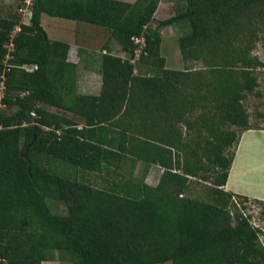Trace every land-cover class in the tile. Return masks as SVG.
Masks as SVG:
<instances>
[{
	"label": "trees",
	"instance_id": "obj_1",
	"mask_svg": "<svg viewBox=\"0 0 264 264\" xmlns=\"http://www.w3.org/2000/svg\"><path fill=\"white\" fill-rule=\"evenodd\" d=\"M160 2L33 0L28 23L0 16V264H264L244 212L264 201L224 188L241 133L256 128L244 99L260 85L264 0H186L152 26ZM44 13L105 27L121 45L125 56H102L98 95L79 92L71 45L49 37ZM178 20L199 69L166 65L161 32ZM151 165L163 169L156 185ZM194 179L210 183L204 197L188 194Z\"/></svg>",
	"mask_w": 264,
	"mask_h": 264
},
{
	"label": "rangeland",
	"instance_id": "obj_2",
	"mask_svg": "<svg viewBox=\"0 0 264 264\" xmlns=\"http://www.w3.org/2000/svg\"><path fill=\"white\" fill-rule=\"evenodd\" d=\"M123 1L134 2L136 0ZM21 4L23 3L16 0H0V16L10 13L17 16L19 15L22 20L23 12L19 10V7L22 6ZM185 4L186 0H163L155 14V19L152 22V26H156L159 21L177 14L184 8ZM42 25L51 38L70 40L73 39V37L77 34L79 36L77 43L80 46H83L84 48L93 46L99 55L106 46H109L111 47L113 54L125 56V52L121 49V45L110 36V30L105 27L96 26L83 21L53 17L47 14L42 17ZM190 31V24L186 20H178L162 29V50L163 55L166 57V65L168 68L177 70H196L205 64L202 61H188L184 58L181 52L179 40L182 36L188 34ZM74 50L76 52L77 49L74 47ZM252 56H257L264 62V44L262 42L257 43L252 52ZM142 72L143 70H136V73L140 74ZM255 72L259 77L260 85L254 92L248 93L244 99V104L250 113L251 126L256 128H264V65L257 67ZM2 109H4L3 104L0 106V110ZM13 110L14 108L10 109L9 112H12ZM229 127L240 132V130L235 126ZM195 133L196 130H191L192 135ZM70 170L71 169H69V171ZM135 170L137 171V174L144 175L143 172L145 170V164L139 162ZM160 170L161 168L159 166L151 165L149 167L146 182L151 185H156L161 174ZM72 172L73 173L71 174L76 173L73 170ZM193 182L194 183L192 184L191 190L188 192V194L194 197H204V190L210 185V183L199 179H194ZM47 203L51 211L55 214L65 215L68 213L67 205L62 200L47 198ZM263 210L264 206L261 203L250 202L249 208L245 209L244 212L250 217L251 222L260 228V241L264 245ZM43 264H71V262L56 260L45 261ZM159 264H172V262L167 261Z\"/></svg>",
	"mask_w": 264,
	"mask_h": 264
},
{
	"label": "crops",
	"instance_id": "obj_3",
	"mask_svg": "<svg viewBox=\"0 0 264 264\" xmlns=\"http://www.w3.org/2000/svg\"><path fill=\"white\" fill-rule=\"evenodd\" d=\"M162 2L163 0H161L160 5ZM44 15L46 13L42 14V17ZM78 37L76 34L70 40L50 38L52 40L68 42L71 45L69 61L78 66L77 77L79 92L98 95L102 88V56L108 51V47L106 46L99 55L93 46H85L86 48L80 46L77 43ZM74 47L77 49L76 52ZM162 172L163 169L161 168L160 173L162 174ZM224 188L236 195L248 196L251 199L264 201V128H250L241 133L228 180Z\"/></svg>",
	"mask_w": 264,
	"mask_h": 264
},
{
	"label": "built area",
	"instance_id": "obj_4",
	"mask_svg": "<svg viewBox=\"0 0 264 264\" xmlns=\"http://www.w3.org/2000/svg\"><path fill=\"white\" fill-rule=\"evenodd\" d=\"M32 5H33V0H24L23 6H21L19 8V10L21 12H23V16H22V22L23 23H28L30 21V18L32 16ZM18 30H20L19 26L16 28V31H18ZM133 40H134L135 44L139 45V47L135 50L136 58L133 60V61H135L136 59H138L140 57L141 52L144 49V46L146 44V41H145V36L144 35L141 36V37L140 36H134ZM12 47H13V43H10L9 48L12 49ZM10 57H11V55H7V58H10ZM21 67L25 68L26 70L33 71L36 68V65H22ZM3 88H4L3 86L0 88V90H1L0 106L2 105L1 99H2V96H3ZM34 114L35 113H33V115ZM58 133H60V132L58 131Z\"/></svg>",
	"mask_w": 264,
	"mask_h": 264
}]
</instances>
